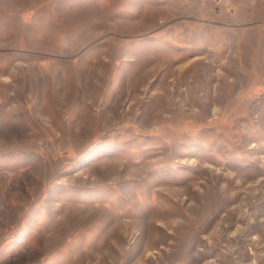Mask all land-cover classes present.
Listing matches in <instances>:
<instances>
[{"label": "rangeland", "instance_id": "obj_1", "mask_svg": "<svg viewBox=\"0 0 264 264\" xmlns=\"http://www.w3.org/2000/svg\"><path fill=\"white\" fill-rule=\"evenodd\" d=\"M0 264H264V0H0Z\"/></svg>", "mask_w": 264, "mask_h": 264}, {"label": "crops", "instance_id": "obj_2", "mask_svg": "<svg viewBox=\"0 0 264 264\" xmlns=\"http://www.w3.org/2000/svg\"><path fill=\"white\" fill-rule=\"evenodd\" d=\"M78 191V192H77ZM73 195H75V197H79V196H82V197H84V198H90L91 197V190H89V191H83V190H80V189H77L76 190V193H74ZM62 252H59L58 254V257H61L62 256V254H61ZM57 257V258H58Z\"/></svg>", "mask_w": 264, "mask_h": 264}]
</instances>
